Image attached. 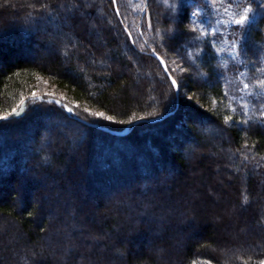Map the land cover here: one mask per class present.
<instances>
[{"label": "trees", "instance_id": "16d2710c", "mask_svg": "<svg viewBox=\"0 0 264 264\" xmlns=\"http://www.w3.org/2000/svg\"><path fill=\"white\" fill-rule=\"evenodd\" d=\"M113 2L0 0V113L33 96L36 75L105 111L113 121L98 124L110 129L173 110L124 135L45 100L0 121V264H261L264 119L242 121L226 106L219 43L201 44L206 79L189 84L190 99L179 83L176 94L152 55L166 63L161 48L138 47ZM257 48L264 10L241 46L249 88L264 100V71L251 67ZM167 140L176 148L169 160L159 146Z\"/></svg>", "mask_w": 264, "mask_h": 264}, {"label": "rangeland", "instance_id": "374dc122", "mask_svg": "<svg viewBox=\"0 0 264 264\" xmlns=\"http://www.w3.org/2000/svg\"><path fill=\"white\" fill-rule=\"evenodd\" d=\"M247 3L248 0H114L113 5L124 26L129 30L132 41L138 47L145 48L144 43H146L153 48H161L169 69L176 75L178 83L181 85V94L183 97H187V100L191 97L190 94L186 96V93H188L187 89L190 87L189 84L196 86L206 79L204 75H201L202 72L200 70V63L204 62V58L202 57L204 49L201 44L204 41H210L215 45H217L216 43L221 44L220 46H215V49L217 48L218 56L221 57L219 59L217 56L218 65H221L225 70V76L222 79L227 99L226 106L228 105L227 107H229L230 111H233L238 118L244 121L247 119H264V115H262L264 113V100L260 98L258 92L255 94L252 88L244 89L243 87L244 83H249L247 73L250 69L247 63L244 65V59L241 54V46L249 26L256 22L263 14L264 8H261L260 5L264 4V0H251L254 11L250 14L252 18L244 27L230 22V13H237L235 18L238 19V14L247 6ZM225 8H229V12H225ZM3 21L7 22L6 19L4 20V17L0 18V23ZM176 23H181V25H177ZM213 30L214 33L211 35H201V32L209 33L213 32ZM232 40L238 41L236 52H233L231 49ZM221 48L224 50L220 51L219 49ZM188 52L193 53L191 58L188 56ZM196 53H199V55H196ZM253 54L254 58L251 60L252 69L255 72L264 71V49L257 48ZM234 56L235 58H233ZM110 66L114 67L113 64ZM181 67L186 69V71H181ZM127 71L129 72L130 70L128 69ZM139 72L142 74L144 71L139 70ZM146 81L143 83H145L147 88V86L151 85L149 81ZM135 84L129 90L131 92L130 96L134 95L132 92L135 86L136 88L140 87V81L135 80ZM32 87L33 91L30 95L35 92L36 95L58 99L72 109V112L69 113L72 116L78 114L84 115L88 120L94 119L96 121L94 123L97 124L98 122L111 123L113 121V119H107L109 115L105 111L94 109L86 103L79 104L73 101L67 89L57 87L48 78L36 75ZM183 109L185 107L182 105L179 112L181 114H179L180 116L178 115L176 120V123L181 125L186 123L183 118ZM7 113H0V116ZM96 113H104V115L98 117ZM89 122L93 123V121ZM57 137H52V141H57ZM177 138L179 141V137ZM159 146L164 148L165 153L163 154V158L165 160L170 159L168 152L172 153L176 149L172 141L170 142L169 140L159 142ZM162 173L167 175L165 168L162 170ZM195 173L198 174L199 172L196 171ZM217 175L213 178L218 184H221L220 178L227 177L221 172ZM83 177L85 179V174H83ZM190 180H193V183L195 182L192 178ZM166 184L168 185L167 182ZM53 185L57 187L59 184ZM201 185H204V182L201 181V183L197 182L196 184V186L202 188ZM128 187V184H123L118 185L114 189L127 191ZM44 193H48L46 197H55L59 194L55 190L51 192L49 188L45 189ZM103 194L96 193L92 197H103ZM106 197H109V195ZM218 200H220V197H218ZM104 204L109 207L110 199H105ZM159 238L161 239V236Z\"/></svg>", "mask_w": 264, "mask_h": 264}, {"label": "snow or ice", "instance_id": "6c2138e0", "mask_svg": "<svg viewBox=\"0 0 264 264\" xmlns=\"http://www.w3.org/2000/svg\"><path fill=\"white\" fill-rule=\"evenodd\" d=\"M260 7L261 8H264V4H261ZM224 11L225 12H229V8H225ZM253 11H254V6L251 3V0H248L247 6L244 7L242 9V12H240L238 14V16H239L238 19L235 18L236 15H237V13H235V12L230 13V16H231L230 22L231 23H234L235 25H239L241 27H244L248 23V21L252 18L250 14L253 13ZM194 15H195V13H194ZM213 33H214V30H213V32H209V33L201 32V35H205V34L211 35ZM157 34H159V33H157ZM197 39H199V37H197ZM237 48H238V41L237 40H232L231 41V49H232V51L233 52H236ZM219 50L220 51H223L224 49L221 48ZM187 54H188V56L190 58L193 56V53L192 52H188ZM196 55H199V53H196ZM233 58H235V56ZM161 63H164V61H161ZM180 70L181 71H186V69H184L182 67H181ZM166 71H167V68H166ZM201 75H203V73ZM169 78L171 79L172 86L174 88H178V81L176 79H172L171 77H169ZM260 84L261 85H264V81H260ZM243 87H244V89H248L249 88V85L247 83H244ZM32 95L35 97L36 96V93L33 92ZM57 103H58V101H57ZM24 104H25L24 100L21 99L20 100V103L16 107L12 108L11 112H9L6 116H0V120H7L10 116H17V117H19L21 115V113H23L24 110H25ZM66 110L69 111V112L72 111L71 108H66ZM85 111H87V110H85ZM96 115L99 117V116H103L104 113H96ZM262 115H264V113H262ZM107 119L111 120L112 117L109 116V117H107ZM230 119H231V116L226 117V121L227 120H230ZM246 200H247V198L245 197V201ZM261 264H264V261H261Z\"/></svg>", "mask_w": 264, "mask_h": 264}, {"label": "water", "instance_id": "95a60500", "mask_svg": "<svg viewBox=\"0 0 264 264\" xmlns=\"http://www.w3.org/2000/svg\"><path fill=\"white\" fill-rule=\"evenodd\" d=\"M152 55L158 60L160 66H161V68H162V70L164 71V73H165V74L168 76V78H169V77H170V74H169L168 70L166 71L167 66H166V63H165L164 59H163L159 54H157V53H154V52H153ZM161 61H164V63H161ZM169 80H170V82H171V79H170V78H169ZM175 93L177 94V88H175ZM23 100H24V102H25V104H24V108L26 107V103H27L28 100H45V101H48V102H54V103H56L57 105H61L66 113H71V112H72V111L69 112V111L66 110V108H69V107L66 106L64 103H62V102L59 101L58 99L51 98V97H49V98H43V97H41L40 95H36L35 97H34V96H30V97L25 98V99H23ZM57 101H58V103H57ZM65 106H66V107H65ZM10 112H11V111H10ZM8 113H9V112H8ZM8 113H7V114H8ZM171 113H173V110H172V111H169V112H167V113H165V114H163L161 117H151V118H140V119H136V120L133 121L132 123H129L128 125H126V126H125L123 129H121V130L110 129V128H108L107 126H103V125H100V124H97V123H90V122H86V123H87V125H89V126L96 127V128H98V129H100V130H103V131L109 132V133L114 134V135H124V134H126V133L129 132V130L132 128L133 125H135V124H137V123H139V122H148V123L157 122V121H159L160 119H162V118L168 116V115L171 114ZM7 114H5V115H3V116H6ZM21 115H22V113H21ZM21 115H20V116H21ZM15 117H17V116H10L8 119L15 118ZM8 119H7V120H8ZM0 121H2V120H0Z\"/></svg>", "mask_w": 264, "mask_h": 264}]
</instances>
